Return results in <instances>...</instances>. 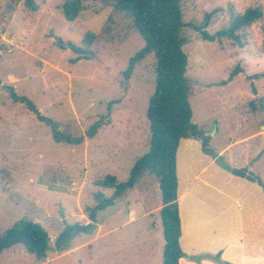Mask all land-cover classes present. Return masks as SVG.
Wrapping results in <instances>:
<instances>
[{
	"label": "rangeland",
	"instance_id": "374dc122",
	"mask_svg": "<svg viewBox=\"0 0 264 264\" xmlns=\"http://www.w3.org/2000/svg\"><path fill=\"white\" fill-rule=\"evenodd\" d=\"M31 1L0 0V83L13 86L52 124L34 118L27 105L14 103L6 90L0 91V237L27 219L42 225L54 248L66 227L62 215L68 222L69 210L77 209L82 183L81 204H96L95 197L107 191L96 188V181L116 175L119 182H125L136 160L149 150L147 110L155 91L157 61L149 55L127 80L124 73L130 60L145 47L131 18L101 4H90L78 20L69 23L63 13L66 0ZM180 6L185 24L201 25L206 14L218 10L207 28L212 35L249 9L260 8L264 13V0H183ZM87 34L97 36L92 46L96 59L73 63L77 54L67 46L80 47ZM243 36L248 45L242 48L228 39L205 41L188 27L181 31V37L188 40L184 49L189 55L193 122L209 138L206 149L204 138L181 144L178 169L186 216L194 209L207 210L204 188L225 181L222 170L229 174L230 169L242 166L245 171L254 170L264 182V16L243 31ZM238 66L242 72L223 85ZM11 75L16 83H10ZM96 123H102L98 133L105 137L89 143L91 150L96 141L104 144L101 155L93 152L86 158L80 144H57L53 139L54 132L83 137ZM211 152L218 155L214 161ZM220 158L229 170L219 165ZM255 159L258 161L253 163ZM159 188L158 179L146 175L132 193L142 194L146 206H162ZM119 208L115 204L97 214L105 230L115 225L113 215ZM84 213L87 215L85 209ZM84 213L76 211L77 215ZM144 222L149 221L136 226L143 228ZM136 236L137 232L133 238ZM119 241L123 239L117 235L108 236L96 246L108 254ZM20 249L16 254L15 249L5 250L4 264L12 258L14 264L39 263ZM91 254L85 249L56 264H92ZM110 259L106 255L100 263Z\"/></svg>",
	"mask_w": 264,
	"mask_h": 264
},
{
	"label": "trees",
	"instance_id": "16d2710c",
	"mask_svg": "<svg viewBox=\"0 0 264 264\" xmlns=\"http://www.w3.org/2000/svg\"><path fill=\"white\" fill-rule=\"evenodd\" d=\"M183 0H66L63 5L65 19L74 23L81 13L88 9L90 4H101L111 8L115 13L131 18L133 28L140 34L145 42V47L140 50L129 63L124 73L129 80L135 67L149 55L153 54L157 61L155 68V91L150 98L147 110V119L150 124V142L148 152L139 158L130 171L129 178L125 182H119L113 175H107L97 182V186L104 190H113L111 198L97 197L98 204L94 208L87 209L90 220L97 221V214L112 206L115 200L122 197L128 190L135 188L141 178L146 175L155 176L158 179L161 191V220L165 239L163 254L164 264H179L184 257L180 245L181 220L178 205V175L177 152L182 140L203 139L206 131L193 122V109L190 104L191 86L187 77L189 67V55L185 51L188 43L181 37L183 28L188 27L197 32L201 38L209 42H221L223 39L231 40L240 47L248 45L243 36V31L263 19L264 13L260 8L249 9L243 15L236 16L231 25L215 34H210L207 28L218 10L205 15L201 25L185 24L182 18L181 2ZM32 1L30 0V2ZM97 36L87 34L83 44L77 47L69 44L77 54L73 60H94L96 55L92 46ZM242 72L240 66L222 82L227 85ZM254 87V86H253ZM14 103L22 102L28 106L32 102L26 97L16 93L13 86H5ZM255 92V88H253ZM254 106V101L251 102ZM29 107V106H28ZM40 121L52 124V121L37 115ZM102 123H96L87 130L85 136L79 138L65 137L54 132L56 142H66L71 145H79L85 137L94 138ZM193 142V141H183ZM182 142V143H183ZM181 148V146H180ZM179 148V151H180ZM217 159L215 152L209 154ZM219 165L228 169L223 158L217 160ZM180 179V178H179ZM92 225H67L55 241V247L62 249L69 240L77 234L86 233ZM51 239L41 224L22 219L12 229L0 237V254L14 247H22L27 254L38 260L46 258L51 250Z\"/></svg>",
	"mask_w": 264,
	"mask_h": 264
},
{
	"label": "crops",
	"instance_id": "0c3cea01",
	"mask_svg": "<svg viewBox=\"0 0 264 264\" xmlns=\"http://www.w3.org/2000/svg\"><path fill=\"white\" fill-rule=\"evenodd\" d=\"M9 79L10 83H16L17 79L14 78V76H9ZM21 96L24 97V95ZM22 104L24 105V103ZM37 110L41 114L42 110L38 108ZM34 118H37L36 114ZM100 137L105 136H101L98 133L92 139L98 140ZM90 140L91 139L85 137L84 142L80 144L84 147L85 157L88 158L90 153L93 152L96 153V156L101 155L105 145L96 141V145L91 150ZM197 140L198 139L182 140L180 146L183 141H196L198 143ZM64 143L66 142L64 141ZM57 144H60V142H57ZM146 147L144 148L146 149ZM179 148L177 152L178 205L181 220L180 245L184 252V257L180 259L179 264H264L263 188L257 183L233 175L231 169L228 174L225 170L220 168L226 176V180L219 185L211 183L208 187L204 188V192L208 193L207 199L205 200V207L207 210L202 212L194 209L190 216H186L184 214V209H182L181 200L185 197V194L183 196L180 195V177L178 169ZM209 157L211 156L209 155ZM253 157L254 156L248 158L246 162H249ZM211 159L213 160L212 157ZM236 168L243 169L242 166H237ZM85 179L86 178H84V181ZM97 182L98 181H96L94 186H96V188H101L97 186ZM83 183L81 192L77 195V209L69 210L70 220H68V222H66L65 214L62 215V219L65 221L66 226L74 224L85 226L92 225L91 229L86 233L74 235L62 249L51 247L46 258L39 260L38 264H56L63 258L75 256L79 251L85 249L92 253V264H101V258L106 255L111 256L107 264H109V262L110 264H164L163 254L166 242L164 239L162 220H159V216L161 218L162 206H160V204L155 207H151V205L146 206L142 199V194L138 196L132 193L133 189L138 188V183L135 188L128 190L122 197L115 200L113 205H120L118 212L113 215V219L116 220V222L114 226L105 230V226L97 216L96 223H93L88 215L87 209L94 208L98 202L93 205L90 203L81 204L80 202V197L83 193ZM26 188L25 186V189ZM20 189H23V187H20ZM72 189H80V187H73ZM113 193V190H107L102 195L112 197ZM91 198L92 196H90V199ZM95 199L97 200V197H95ZM84 209L87 215L84 213ZM76 211L84 214L77 215ZM77 217H79V219H76ZM143 220L149 222H144L146 225H144L143 228L141 227L142 225L136 226V223H143ZM135 232H137V236L134 237V239L133 236ZM113 235H117L119 238H122L123 241H119V244H117L114 249L109 250L108 254H103L101 248H98L96 244L103 238ZM128 235L132 236L129 241H125ZM83 237H85L83 241L74 244V240L83 239ZM188 237L192 238L191 242L186 240ZM18 247L11 248V250L15 249L14 253L16 254L18 249H23L20 246ZM111 247L112 245H110V248ZM2 254L3 252L0 254V264H4ZM201 255H210L214 258H219L220 262L209 258L197 262L191 258ZM13 259L14 258L10 259L9 264L15 263Z\"/></svg>",
	"mask_w": 264,
	"mask_h": 264
},
{
	"label": "water",
	"instance_id": "95a60500",
	"mask_svg": "<svg viewBox=\"0 0 264 264\" xmlns=\"http://www.w3.org/2000/svg\"><path fill=\"white\" fill-rule=\"evenodd\" d=\"M67 47H70V46L68 45ZM2 90H4V88H3L2 83H0V91H2ZM28 106L33 111L34 114H36V115L39 114V111L34 107L33 104H28ZM55 130L58 131V128L55 127ZM203 141H204L203 147H204V149H206V146L208 144L209 138L208 137H204ZM258 159H255L253 161V163L256 162ZM253 163L250 165V167L253 165ZM231 173L233 175L237 176V177H241V178L247 179V180H249L251 182L257 183L264 190V182H263V180L260 177H258L256 175L255 172H253V171L247 172V171H245L243 169L232 168ZM191 258H192V260L197 261V262H200L202 259H205V258H207V259L208 258L209 259H213V260H216V261H219L220 262V259L219 258H214V257H212L210 255L193 256Z\"/></svg>",
	"mask_w": 264,
	"mask_h": 264
},
{
	"label": "flooded vegetation",
	"instance_id": "af4514ba",
	"mask_svg": "<svg viewBox=\"0 0 264 264\" xmlns=\"http://www.w3.org/2000/svg\"><path fill=\"white\" fill-rule=\"evenodd\" d=\"M250 170H247V172H249Z\"/></svg>",
	"mask_w": 264,
	"mask_h": 264
}]
</instances>
